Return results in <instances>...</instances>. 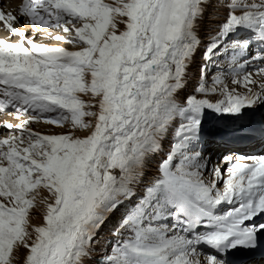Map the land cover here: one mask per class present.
<instances>
[{"label":"snow or ice","instance_id":"obj_1","mask_svg":"<svg viewBox=\"0 0 264 264\" xmlns=\"http://www.w3.org/2000/svg\"><path fill=\"white\" fill-rule=\"evenodd\" d=\"M207 3L20 0L0 9L9 33L0 38V112L27 117L0 123L19 133L0 136V264H85L126 204L98 264H232L230 254L264 245V155H224L206 181L211 157L195 150L214 114L240 119L264 105V81L254 90L247 71L264 64V49L245 57L251 36L264 43V0H222L226 16L206 42L194 94L180 97ZM48 28L62 34L37 42ZM241 30L249 39L225 48ZM229 50L236 87L222 73L207 86L208 63ZM40 122L60 131L30 127ZM169 133L159 175L138 192Z\"/></svg>","mask_w":264,"mask_h":264},{"label":"bare ground","instance_id":"obj_2","mask_svg":"<svg viewBox=\"0 0 264 264\" xmlns=\"http://www.w3.org/2000/svg\"><path fill=\"white\" fill-rule=\"evenodd\" d=\"M18 1L19 0H9V1L1 0L2 3L0 6V9H3L4 11H14L17 8V6L20 4V3H17V5H15L14 2H18ZM221 2L222 0H208L204 15L196 21V26H197L196 31H197V35L199 39L201 40V44L199 45V48L195 52V55L191 59V62L187 68V75L185 77V85L183 89L180 91V94H179L180 97H185L187 95L194 94V90L197 87V84H198V81L201 75V65L204 64L203 51L206 47V42L211 38L212 35H214L218 31L219 22H221L226 16L225 8L218 6ZM15 26L18 28H21V27L28 28V34L30 36L33 35V30L29 28V26L24 21H21L20 24H17ZM47 32H51L53 35L62 34V33H59L57 30L51 29V28H48L47 31L40 30L39 34L36 36L37 42L45 41L48 43H55V41L45 40ZM249 35H251L249 32H246L243 30L236 32L234 35L229 37V40L225 44V48H229L230 47L229 45H231L232 41L237 40V39H239L240 41H243V39H245ZM8 36H9V33L3 28L2 25H0V38H7ZM62 46L69 47V48L71 47V45H66V44ZM260 46L261 45L255 46V44L253 46L250 42V47L245 53V57L250 58L251 56L261 53ZM222 52H223V49H222ZM246 54H249V55L246 56ZM230 56H231V51L229 50L226 54H222L220 56H214L212 61H215V63H213V65H210L211 61L208 63L209 67L207 68V72H206L207 86H212L209 83H212L213 77H215L218 73H222L224 84L227 85L229 88L236 87L235 85H232L231 83V79L236 78V74L233 73V71L229 68V64L232 63V61L230 60ZM215 59H217V61L225 60L227 61V63H223L220 65V64H217L218 62ZM259 67H264V64H260V62H256L253 66L247 69V71L252 72L253 78L257 81V83L253 85V88L256 91L259 90V84L262 81H264V77L257 74V69ZM209 75H211L210 79L208 78ZM241 75H243V73H241ZM217 87H222V86H217ZM237 91H243V89L238 87ZM216 95L218 96V93ZM85 99H88V98L85 97ZM214 115L220 118L213 120L210 124L206 123L205 124L206 129H213L216 125H218V123H220V120L223 118L231 119V117H229L228 114H223L222 116L221 114H214ZM257 116H259V118L256 120L257 124L262 123V121L264 122V120H262L264 118V105L257 104L255 108L246 110L244 115L239 120L242 122H246L250 120H255ZM26 118H27L26 116H21L17 118L14 111L0 112V123H3L4 121H8L15 125L19 123L20 120L26 119ZM256 122H253V125H256ZM30 127H32L34 130H39L44 133L60 131V129L55 128L54 126L45 125L42 122L33 123L30 125ZM14 133L15 132L10 133L9 130H7L6 128H0V136H7L9 134H14ZM239 134L245 135V132L242 131V132H239ZM254 134L259 139L258 145L255 147H251L249 149L250 150L254 149L253 152H255V154H252V155H264V127H261L259 130L255 131ZM15 135L17 134L15 133ZM207 135L208 133L203 135L202 138H205ZM171 141H172V136H171V133H169L168 137L163 140V151L156 153V154H152L147 158L146 163L143 166L142 183L139 185L137 189L138 192H142L144 189V186L150 183L153 179H155L159 175L158 165L161 162L162 158L164 157V154L169 150ZM205 142H206V148L208 149L203 151V155L205 156L206 153L210 155L211 161L208 164V170L205 171L203 175L206 181H210L212 179L211 169L216 166V164H214V158L218 156L219 153L221 152H223V155H232L236 152L238 153V151L235 148H229V147L220 146V145H217V147H213L211 142H209L207 139L205 140ZM221 143H225V142H221ZM258 146L260 147L257 148ZM198 148H199V145H197L195 150L197 151ZM248 156H251V155H248ZM205 174H208L209 176L206 175L207 177H205ZM130 207H131L130 204H126L124 207L120 208V210L103 226V228L100 230L98 234L96 247H95V250L92 252V259L86 260L85 264H98V262L103 260V256L105 252L107 251L106 250L107 244L111 240L115 242V238L112 237L113 229L118 225L121 215L125 212V209L130 208ZM36 211L39 212V210H36ZM223 212H224V205H222L219 208V213H223ZM260 216H264V215H260ZM39 219H40L39 215L33 216L34 221H38ZM21 255H23V250H21Z\"/></svg>","mask_w":264,"mask_h":264},{"label":"rangeland","instance_id":"obj_3","mask_svg":"<svg viewBox=\"0 0 264 264\" xmlns=\"http://www.w3.org/2000/svg\"><path fill=\"white\" fill-rule=\"evenodd\" d=\"M216 61H217V59H215ZM223 61V62H222ZM218 63L217 64H223V63H227V61L225 62V60H220V61H217ZM213 63H215V61H211L210 62V65H213ZM209 66L207 65V68H208ZM220 71V70H219ZM207 76V75H206ZM208 78L210 79L211 78V75H209L208 76ZM231 81H232V79H231ZM209 84H211L212 85V83H209ZM252 117V116H251ZM231 120H233L232 118H231ZM237 120V119H236ZM262 120H264V118L262 119ZM259 124H263V126L262 127H264V122L262 121V123H259ZM208 125V124H207ZM16 133V132H15ZM15 133L13 134V135H15ZM16 134H18V133H16ZM198 151V150H197ZM219 155H222V156H224L223 155V152H221V153H219ZM221 156V157H222ZM220 158V157H219ZM220 160L221 159H218V162L217 161H214V164H216V166L218 165V163L220 162ZM177 163H179V161H177ZM206 175H208V174H205V177H207ZM209 176V175H208ZM114 243V241L113 240H111L108 244H107V246H106V250L107 251H109L110 252V250H111V247H112V244Z\"/></svg>","mask_w":264,"mask_h":264}]
</instances>
